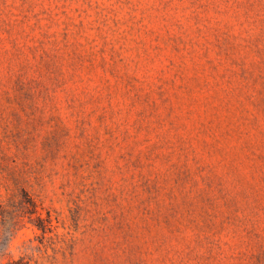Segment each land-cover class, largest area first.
I'll list each match as a JSON object with an SVG mask.
<instances>
[{
  "label": "rangeland",
  "instance_id": "374dc122",
  "mask_svg": "<svg viewBox=\"0 0 264 264\" xmlns=\"http://www.w3.org/2000/svg\"><path fill=\"white\" fill-rule=\"evenodd\" d=\"M0 264H264V0H0Z\"/></svg>",
  "mask_w": 264,
  "mask_h": 264
}]
</instances>
